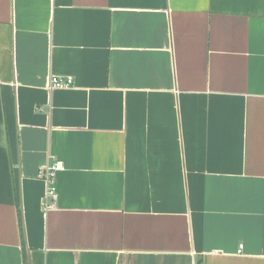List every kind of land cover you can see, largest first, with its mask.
<instances>
[{
  "label": "crops",
  "instance_id": "obj_1",
  "mask_svg": "<svg viewBox=\"0 0 264 264\" xmlns=\"http://www.w3.org/2000/svg\"><path fill=\"white\" fill-rule=\"evenodd\" d=\"M0 264H264V0H0Z\"/></svg>",
  "mask_w": 264,
  "mask_h": 264
},
{
  "label": "built area",
  "instance_id": "obj_2",
  "mask_svg": "<svg viewBox=\"0 0 264 264\" xmlns=\"http://www.w3.org/2000/svg\"><path fill=\"white\" fill-rule=\"evenodd\" d=\"M73 85V79L70 76L51 74L48 80V88H68ZM62 168L59 160H53L46 163L38 169V177L44 182L45 189L41 201V208L44 212H48L56 208L57 190L55 184V176L58 170ZM241 248L242 245L239 244Z\"/></svg>",
  "mask_w": 264,
  "mask_h": 264
}]
</instances>
